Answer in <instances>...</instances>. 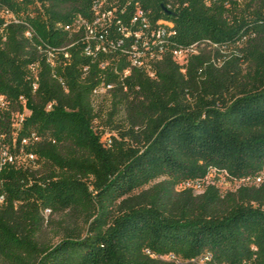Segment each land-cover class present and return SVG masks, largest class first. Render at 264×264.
Wrapping results in <instances>:
<instances>
[{"label":"trees","instance_id":"obj_1","mask_svg":"<svg viewBox=\"0 0 264 264\" xmlns=\"http://www.w3.org/2000/svg\"><path fill=\"white\" fill-rule=\"evenodd\" d=\"M94 1L0 0V264H169L146 250L264 264V182L176 191L210 169L231 183L264 170V0H111L171 23V48H198L184 71L168 50L124 78L125 58L91 59L65 30ZM237 44L240 83L239 56L210 62Z\"/></svg>","mask_w":264,"mask_h":264},{"label":"built area","instance_id":"obj_2","mask_svg":"<svg viewBox=\"0 0 264 264\" xmlns=\"http://www.w3.org/2000/svg\"><path fill=\"white\" fill-rule=\"evenodd\" d=\"M115 4L111 0H95L91 6V18L85 19L78 16L70 26H65V30L82 33L83 53L91 59H96L100 55H119L125 58L128 65L122 72V78L128 76L133 68H142L149 71L151 64L161 60L162 55L168 50H170L175 63L182 67L181 71H184L183 66L186 64L188 56L198 53L196 43L187 48H171L170 38L175 34L171 23L157 21L153 25L149 18V12L139 6L137 2H134L133 11L127 17L125 13L128 6L120 5V7H116ZM26 35L30 36V33L27 32ZM65 57H67V54H65ZM47 61L49 62L50 59ZM108 63L107 59L102 60L99 67L105 69ZM30 70L34 75L36 74L35 65L30 66ZM112 88V84L102 82L93 90L92 95L95 98H103ZM32 89H37L36 83L33 84ZM0 102H2V98H0ZM22 102L24 103V100ZM50 107L51 105H48L47 109H50ZM29 157L30 159L33 158V156ZM0 160V167L6 162H12V158L4 149L0 150ZM209 172L226 177L225 173L218 172L215 169H210ZM205 180L206 176L186 181L179 184V188L201 192ZM263 180L264 170L255 177L243 178L234 183L242 182V185H258ZM49 214L50 211L46 210L44 218L47 219ZM252 250L255 251L256 249L252 248ZM145 253L152 259L169 264H225L216 262L210 252H204L190 259H182L175 254L156 255L148 250ZM254 258L255 256L252 257V259ZM250 260H244L239 264H253Z\"/></svg>","mask_w":264,"mask_h":264},{"label":"rangeland","instance_id":"obj_3","mask_svg":"<svg viewBox=\"0 0 264 264\" xmlns=\"http://www.w3.org/2000/svg\"><path fill=\"white\" fill-rule=\"evenodd\" d=\"M243 46H244L243 44H237L235 46L228 47L225 49L210 47V62L216 69H221L223 65L225 64V61L230 59L233 55L239 56L237 63H236V67L233 69V71L229 72V74H232L238 71L235 74L236 83H240L244 81L246 71L248 70V63L242 59L243 53L240 51L241 47ZM205 176H206V180H205V183L203 185L201 192L200 191L193 192L189 190L194 195L202 194L206 189L210 188V189H214L217 192V194L220 197H222L226 193L235 192L240 186H245V185H242V182L231 183L226 177H222L219 174H212L211 172H209V170L206 172ZM263 182L264 180L258 185L250 184V186L258 187ZM176 191L180 192L184 190L180 189L179 185H177ZM47 218L48 219L53 218L55 220L57 217L56 215L49 214ZM46 237L50 240L51 239L54 240L53 231L51 229L46 228Z\"/></svg>","mask_w":264,"mask_h":264},{"label":"water","instance_id":"obj_4","mask_svg":"<svg viewBox=\"0 0 264 264\" xmlns=\"http://www.w3.org/2000/svg\"><path fill=\"white\" fill-rule=\"evenodd\" d=\"M162 10L167 13L168 15H171L172 13L170 11H168L165 7H162Z\"/></svg>","mask_w":264,"mask_h":264}]
</instances>
